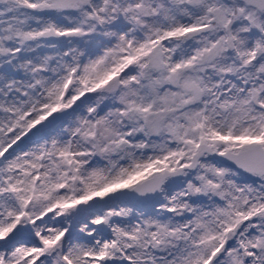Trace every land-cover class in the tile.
Wrapping results in <instances>:
<instances>
[{
	"label": "snow or ice",
	"instance_id": "snow-or-ice-1",
	"mask_svg": "<svg viewBox=\"0 0 264 264\" xmlns=\"http://www.w3.org/2000/svg\"><path fill=\"white\" fill-rule=\"evenodd\" d=\"M0 264H264V0H0Z\"/></svg>",
	"mask_w": 264,
	"mask_h": 264
}]
</instances>
